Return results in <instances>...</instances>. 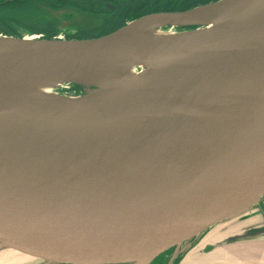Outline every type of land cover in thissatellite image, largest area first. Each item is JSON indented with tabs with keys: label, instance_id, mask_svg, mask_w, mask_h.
Returning a JSON list of instances; mask_svg holds the SVG:
<instances>
[{
	"label": "water",
	"instance_id": "95a60500",
	"mask_svg": "<svg viewBox=\"0 0 264 264\" xmlns=\"http://www.w3.org/2000/svg\"><path fill=\"white\" fill-rule=\"evenodd\" d=\"M165 27L186 31L146 33ZM29 38H0V248L46 264L166 252L174 264L205 230L263 207L264 0ZM125 62L160 68L105 95L79 84ZM43 82L83 95L15 91Z\"/></svg>",
	"mask_w": 264,
	"mask_h": 264
},
{
	"label": "rangeland",
	"instance_id": "374dc122",
	"mask_svg": "<svg viewBox=\"0 0 264 264\" xmlns=\"http://www.w3.org/2000/svg\"><path fill=\"white\" fill-rule=\"evenodd\" d=\"M70 1L71 0H0V37L12 39L22 37L39 38L40 36L43 37L42 35L45 36V34H42L43 32L36 31L41 28L46 31L54 32V37L56 39L67 40V37H92L102 31V27L107 24L110 15H108L104 8L102 9L101 4L96 2L94 5L100 10V12L97 13L96 9L95 11H90L88 9L86 11V5H84L85 0H78L77 2L80 5L79 7H83L85 11L77 10ZM3 4H11L12 6L2 7ZM146 15L149 14H144L141 17ZM141 17H132L126 24ZM182 29L184 28L179 30L167 27L161 28L158 31L159 33L170 34L182 31ZM108 30L109 28L106 26L103 31L107 32ZM54 92L64 96L79 97L83 95V90H77L73 85L59 86ZM261 208L264 211V204ZM248 219L250 218H247V220ZM242 222L243 221L235 220L231 225L229 224L230 226L224 222L205 230L197 239L193 240L191 246L174 261V264H225L223 260L228 250V244L239 243L240 246H242V241H254V244L258 245L260 241L264 240V232H260L264 230L263 214L255 227L259 229V231H256V229H243L239 227ZM234 227H236L237 233L229 234V229ZM216 236H218V238H216ZM235 254L236 256L234 258H240L238 256V254H241L240 250L235 249ZM217 255H221V262H214ZM256 255H258V251L246 257L255 258ZM169 256L170 252L163 253L151 264H166ZM38 260L37 258L30 257L15 250L0 248V264H38Z\"/></svg>",
	"mask_w": 264,
	"mask_h": 264
},
{
	"label": "bare ground",
	"instance_id": "6f19581e",
	"mask_svg": "<svg viewBox=\"0 0 264 264\" xmlns=\"http://www.w3.org/2000/svg\"><path fill=\"white\" fill-rule=\"evenodd\" d=\"M256 1L258 0H228V2L231 3V5H237V6H246ZM171 28L177 29V27H171ZM183 31H186V30H182L179 32H183ZM146 33L149 35H155V36L156 35L162 36L166 34V33H159V31L155 29L147 30ZM177 33L178 31L176 33H170V35L177 34ZM166 35H169V34H166ZM0 38H6V37H0ZM29 39H37V38L32 37ZM159 68L160 66L158 65L157 66H149V65L140 66L133 62H125L122 64H116L113 66H109L101 70L100 72H98V74L93 75L88 80H85L79 84H82L86 88L93 89V91H95L96 93H99L100 95H105L115 90L116 88H119L121 86H124L126 84L133 82L134 80L138 79L143 74H150L152 72H155ZM57 87H59V85L55 83H49V82L29 83V84H24V85L16 87L15 91L17 93H20L26 96H31V97L51 98L55 96H61L54 92ZM262 214L264 215V211L262 210V208L258 205H253L250 208H248L246 211L232 217L231 219H228L225 222V224L229 225L235 222V220H240L242 218H250L247 221H243L242 224L239 226V227H242L243 229H248L258 224ZM228 232L229 234L237 233V229L236 227H234L232 229H229ZM216 238H218V236H216ZM37 263L46 264L48 263V261L45 259L39 258Z\"/></svg>",
	"mask_w": 264,
	"mask_h": 264
},
{
	"label": "trees",
	"instance_id": "16d2710c",
	"mask_svg": "<svg viewBox=\"0 0 264 264\" xmlns=\"http://www.w3.org/2000/svg\"><path fill=\"white\" fill-rule=\"evenodd\" d=\"M94 1L85 0L84 5H86L85 7L86 11L87 9L90 11L91 10L95 11L96 9L97 13H99L100 10L98 9V7L94 6L96 2L102 5V9L104 8V5L102 4V2L104 1L106 2L109 1L112 5L115 6L114 11H111V12L107 11L104 8L105 11L108 13V15H110L108 17L107 24L104 27H102L101 32L93 35L92 37H87V36H77L74 38L67 37V40H70V39L83 40V39L99 38V37L108 35L114 32V30L125 26L126 23L132 19V17H141L144 14H151V13H158V12H182V11H186V10H189L197 6L205 5L208 3H213L218 0H94ZM70 2H72L73 6L76 7L77 10L85 11L83 7H79L80 5L77 3L78 0H71ZM3 6L10 7L12 5L3 4L2 7ZM106 26L109 28L107 32L103 31ZM177 29L181 30V28H177ZM187 29H192V28H187ZM182 30H185V29H182ZM36 31L43 32L42 34H45V36L42 35L43 39H52L55 36L54 32L46 31L41 28L37 29ZM73 87L77 90H81L80 87L78 86L73 85Z\"/></svg>",
	"mask_w": 264,
	"mask_h": 264
},
{
	"label": "crops",
	"instance_id": "0c3cea01",
	"mask_svg": "<svg viewBox=\"0 0 264 264\" xmlns=\"http://www.w3.org/2000/svg\"><path fill=\"white\" fill-rule=\"evenodd\" d=\"M228 245V250L223 260L225 264H264V240L260 241L258 245H255L254 241H242V246H240L239 243ZM235 249L240 250L241 254H238L240 258H234L236 256ZM256 251H258V255H256L255 258L246 257L247 255L255 254ZM221 261V255H217L214 262L217 263Z\"/></svg>",
	"mask_w": 264,
	"mask_h": 264
},
{
	"label": "flooded vegetation",
	"instance_id": "af4514ba",
	"mask_svg": "<svg viewBox=\"0 0 264 264\" xmlns=\"http://www.w3.org/2000/svg\"><path fill=\"white\" fill-rule=\"evenodd\" d=\"M102 4L104 5V8L107 10V11H109V12H111V11H114V9H115V6L114 5H112L109 1H104V2H102ZM37 39H43L41 36L39 37V38H37ZM52 39H56L55 37L54 38H52ZM58 39V38H57ZM56 39V40H57ZM92 39V38H91ZM60 40H65V39H60Z\"/></svg>",
	"mask_w": 264,
	"mask_h": 264
}]
</instances>
